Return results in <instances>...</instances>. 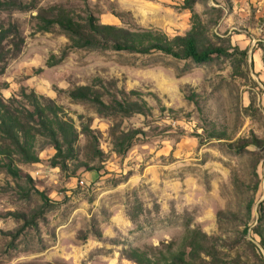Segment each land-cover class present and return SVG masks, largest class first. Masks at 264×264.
Wrapping results in <instances>:
<instances>
[{
    "label": "rangeland",
    "instance_id": "1",
    "mask_svg": "<svg viewBox=\"0 0 264 264\" xmlns=\"http://www.w3.org/2000/svg\"><path fill=\"white\" fill-rule=\"evenodd\" d=\"M36 3L0 15L24 37L0 73L2 94L35 91L62 107L78 136L57 156L38 135V161L16 156L19 175L0 167V264H137L126 250H179L189 228L207 234L191 264H264V0ZM51 6L171 37L186 34L196 12L217 53L198 62L71 47L59 26L41 29L37 14ZM81 86L104 104L73 98ZM123 91L150 111L123 112Z\"/></svg>",
    "mask_w": 264,
    "mask_h": 264
},
{
    "label": "trees",
    "instance_id": "2",
    "mask_svg": "<svg viewBox=\"0 0 264 264\" xmlns=\"http://www.w3.org/2000/svg\"><path fill=\"white\" fill-rule=\"evenodd\" d=\"M36 0H0V15L7 13L8 18L13 10H29L37 8ZM41 21V29L49 31L57 25L67 33L71 47L112 48L136 53H150L161 51L176 57L192 58L203 62L217 53V47L207 41L201 17L194 12L192 27L184 35L171 37L160 29H128L114 24L99 23L92 14L79 20L71 13L57 6L40 9L37 14ZM24 44V37L14 21L0 20V73L7 67L9 59L19 52ZM11 45V48H10ZM7 83H0V167H5L14 175H19L20 169L16 165V156L24 162L39 160L35 151V139L38 135L50 138L56 149V155L73 149L78 132L74 123L59 116L60 106L54 103H44L43 96L35 91H28L22 87L18 94L5 99L2 90ZM119 104L123 112L143 113L150 111V106L144 100L140 102L132 99L137 95L130 91V95L122 92ZM73 98H86L104 104L103 98L90 86H81L71 91ZM86 130L90 128L85 126ZM121 136H116L119 139ZM118 146L119 143L116 142ZM125 145L118 147L119 151L126 150ZM201 236L207 234L199 228H189L185 236V244L179 250L171 244L167 252L159 251V255L151 257L146 251L129 248L127 255L137 264H191L187 259L200 256L203 248Z\"/></svg>",
    "mask_w": 264,
    "mask_h": 264
}]
</instances>
